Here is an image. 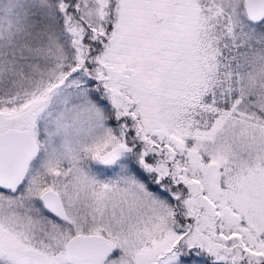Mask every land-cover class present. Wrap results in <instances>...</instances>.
I'll use <instances>...</instances> for the list:
<instances>
[{
	"label": "snow or ice",
	"instance_id": "snow-or-ice-1",
	"mask_svg": "<svg viewBox=\"0 0 264 264\" xmlns=\"http://www.w3.org/2000/svg\"><path fill=\"white\" fill-rule=\"evenodd\" d=\"M0 264H264V0H0Z\"/></svg>",
	"mask_w": 264,
	"mask_h": 264
}]
</instances>
